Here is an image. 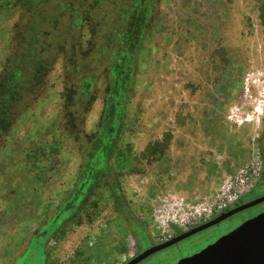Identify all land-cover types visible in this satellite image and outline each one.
Instances as JSON below:
<instances>
[{
	"label": "rangeland",
	"instance_id": "obj_1",
	"mask_svg": "<svg viewBox=\"0 0 264 264\" xmlns=\"http://www.w3.org/2000/svg\"><path fill=\"white\" fill-rule=\"evenodd\" d=\"M263 2L162 0L163 24L140 53L127 114L112 97L102 117L101 80L85 132L97 136L91 145L100 154L112 144L114 149L109 162L102 156L93 167L86 162L84 175L95 183L108 173L129 212L126 218L114 213L110 187L92 195L89 183L85 217L100 215L107 227L71 264H124L264 183ZM25 17L19 0H0V72ZM62 64L61 55L39 99L0 145V264H54L49 240L76 221L84 203L85 194L63 209L74 196L83 157L63 127ZM262 192L264 185L249 197ZM189 242L185 238L138 264H176L190 253Z\"/></svg>",
	"mask_w": 264,
	"mask_h": 264
},
{
	"label": "trees",
	"instance_id": "obj_2",
	"mask_svg": "<svg viewBox=\"0 0 264 264\" xmlns=\"http://www.w3.org/2000/svg\"><path fill=\"white\" fill-rule=\"evenodd\" d=\"M19 2L26 10V17L11 36V51L0 72V145L7 130L39 99L62 55L66 84L63 127L73 136L83 157L73 183L74 196L64 203L63 209L73 207L79 196L85 194L82 204L88 184L93 183L88 194L94 195L100 189L106 191L110 187L114 213L125 214L126 218L128 206L118 186L109 183L108 173L104 171L99 179L95 177V183L84 175L86 162L93 167L101 156L109 162L114 149L112 144L100 154L97 146L91 145L97 136L85 132V121L98 97L101 80L105 88L102 117L109 111L112 97H116L123 115L127 114L126 106L136 91L140 53L146 40L163 24L162 0ZM261 10L264 25V2ZM85 38H88L86 43ZM111 173L113 175L114 171ZM88 205L89 202L80 205L77 209L80 211L71 221L76 220L73 224L82 221Z\"/></svg>",
	"mask_w": 264,
	"mask_h": 264
},
{
	"label": "water",
	"instance_id": "obj_3",
	"mask_svg": "<svg viewBox=\"0 0 264 264\" xmlns=\"http://www.w3.org/2000/svg\"><path fill=\"white\" fill-rule=\"evenodd\" d=\"M261 201H264V196L227 212H223L215 219L203 225L149 247L125 264H138L149 255L165 249L206 227L216 224L237 211ZM202 260L203 262L201 264H264V213L246 221L229 234L221 237L204 249L199 255L183 258L177 264H192Z\"/></svg>",
	"mask_w": 264,
	"mask_h": 264
},
{
	"label": "flooded vegetation",
	"instance_id": "obj_4",
	"mask_svg": "<svg viewBox=\"0 0 264 264\" xmlns=\"http://www.w3.org/2000/svg\"><path fill=\"white\" fill-rule=\"evenodd\" d=\"M263 154H264V144H263ZM263 185H264V183L263 184L262 183L257 184L252 189V191L250 193L244 195L242 198H240L238 201H236L230 207L224 209L220 213L214 214L213 216H211V217H209L207 219H204L201 222H198V223H195V224L189 226L186 230L178 233L175 236H178V235L182 234L183 232H186V231H188L190 229H193L195 227L203 225V224L215 219L216 217H218L223 212H227V211L232 210V209H234L236 207L244 205V204H246V203H248V202H250L252 200H255L257 198H260V197L264 196V192H262V193H259V194L255 195V196L251 197V198L249 197L250 194H253L256 191H258L259 189H262ZM262 213H264V201L256 203V204H254L252 206H249V207H247V208H245L243 210L237 211L236 213H234V214L230 215L229 217L217 222L216 224L211 225L209 227H206V228H204V229H202V230L190 235L189 237H187L188 239H190V242H189L188 245L185 246V249L186 250H190V253L187 254V255L186 254L180 255V257H179V259L177 261L179 262L183 258L199 255L209 245H211L212 243L216 242L221 237L229 234L230 232H232L233 230H235L236 228L241 226L246 221H248V220H250V219H252L254 217H257V216L261 215ZM180 241H178V242H180ZM178 242H176V243H178ZM202 262H203V260L194 262L192 264H201Z\"/></svg>",
	"mask_w": 264,
	"mask_h": 264
},
{
	"label": "built area",
	"instance_id": "obj_5",
	"mask_svg": "<svg viewBox=\"0 0 264 264\" xmlns=\"http://www.w3.org/2000/svg\"><path fill=\"white\" fill-rule=\"evenodd\" d=\"M244 181V180H242ZM102 213V212H101ZM107 215V213L103 214ZM112 215L110 210L107 217ZM89 220L86 217L81 222L68 226L59 234L52 236L49 240V252L54 264H71L76 254L86 247L93 246L107 227V219ZM103 217V216H102Z\"/></svg>",
	"mask_w": 264,
	"mask_h": 264
}]
</instances>
